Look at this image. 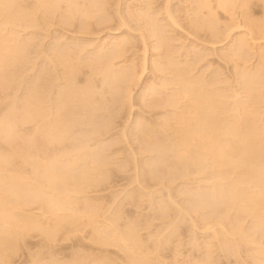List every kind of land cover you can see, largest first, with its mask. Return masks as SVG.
<instances>
[{"label":"rangeland","instance_id":"374dc122","mask_svg":"<svg viewBox=\"0 0 264 264\" xmlns=\"http://www.w3.org/2000/svg\"><path fill=\"white\" fill-rule=\"evenodd\" d=\"M181 76L264 143V0H0V264H264L249 200L264 185L210 153L182 156L194 115ZM46 128L60 141L47 155ZM45 158L66 186L46 187ZM18 197L58 200L64 222L25 231Z\"/></svg>","mask_w":264,"mask_h":264},{"label":"bare ground","instance_id":"6f19581e","mask_svg":"<svg viewBox=\"0 0 264 264\" xmlns=\"http://www.w3.org/2000/svg\"><path fill=\"white\" fill-rule=\"evenodd\" d=\"M17 1V0H16ZM221 2L222 1H226V0H220ZM11 2V1H10ZM14 2V1H13ZM231 3V2H230ZM226 4H228V3H226ZM13 5V4H12ZM222 5H224V4H222ZM157 27V26H156ZM158 32H160V31H158ZM121 46V45H120ZM229 56V55H228ZM234 56V55H233ZM238 57V56H237ZM111 59V58H110ZM114 59V58H113ZM233 59V58H232ZM239 59V58H238ZM243 60V59H242ZM111 61V60H110ZM171 61V60H170ZM113 62V61H112ZM176 63V62H175ZM112 64V66H113V63H111ZM174 64V63H173ZM173 64H171V66L173 65ZM170 66V67H171ZM177 66V64L175 65H173V67H176ZM114 67V66H113ZM178 68H179V66H177ZM176 67V68H177ZM110 68V67H109ZM109 68H108V70H109ZM176 68L174 69V70H176ZM169 70V69H168ZM182 70H184V69H182ZM110 71H111V68H110ZM173 71V70H172ZM178 71V70H177ZM177 71H175L176 72V76L177 77H179V75H180V70H179V72H177ZM107 72V71H106ZM169 72V71H168ZM111 73H113V72H110V74ZM117 73V72H116ZM172 73V72H171ZM114 74V73H113ZM119 74V73H118ZM185 75V74H184ZM174 76V75H173ZM72 77V76H71ZM183 76H181V84H182V89L180 90L181 92H180V94L181 95H183V94H188V95H191V100L190 101H192V103H190V104H188L187 103V105H188V108H189V111H190V114H192V115H194V116H192L193 117V123L192 124H190V125H192V126H190V130H187L186 132L185 131H181V132H185L184 134H182L183 136H181L182 138H179L180 139V142L179 143H181V146L183 145L184 147H182L181 148V152H182V156L183 155H186V154H188V156L190 157V155H194L195 156V162H196V158L197 157H201V156H205V154L206 153H210L211 155H213L212 156V161L213 162H217L218 164H220L221 165V167L223 168L224 167V169L226 170V169H228V168H232V167H236V166H238V165H240L241 167L243 166V168H245L244 170L245 171H242L244 174L245 173H249V175H248V177H251L252 179H250L251 181L252 180H254V181H257V183L259 182V184H261V185H264V143H263V141H261L262 142V144H261V142L260 143H258V144H260V145H258L259 147H257V143H256V138L257 137H255V134L254 133H252L251 132V130H252V125H251V127L249 126L248 128L250 129V130H248V128H245V129H247L246 131L245 130H243V132L241 131V130H239V128H235V126H234V124H232L233 122V120L231 121L232 123H230L229 124V126H228V124L225 126V125H223V124H226V123H224L225 121L224 120H220V119H218L219 117H220V115H221V113H220V115L218 116L217 115V112H218V110H217V107H219L220 108V106H218L217 104H219L220 105V102L219 101H217V98H216V96L214 97V95L216 94V92H215V94H213L212 95V93H210V91L208 92V90H207V87H206V84L205 83H203V81H200L199 79L198 80H193V79H183L182 78ZM73 78V77H72ZM131 78H132V76H131ZM173 78V77H172ZM197 79V78H196ZM175 82V81H174ZM68 83V82H67ZM70 83V82H69ZM73 83V82H72ZM72 83H71V85H72ZM112 84H114V83H112ZM111 84V85H112ZM74 85V84H73ZM115 85V84H114ZM118 86V85H117ZM67 87V86H66ZM71 87H73V86H68V91H66V94L65 95H63V97L64 98H61L62 99V102L61 103H63V106H61V107H66L65 105L66 104H69L70 105V103L69 102H71V103H73L72 101L74 100V98H73V100L71 101V100H69V97L75 92L74 90H75V88H74V90H73V88H71ZM113 88V87H112ZM65 89V88H64ZM77 91V90H76ZM78 92V91H77ZM81 92V91H80ZM79 92V93H80ZM213 92V91H212ZM112 93V92H111ZM217 93H219V92H217ZM74 94H76L77 95V93L75 92ZM73 94V95H74ZM220 94V93H219ZM72 95V96H73ZM75 95V96H76ZM80 95V94H79ZM84 95V94H83ZM82 95V96H83ZM179 95V94H178ZM130 97H131V94H130ZM70 98H72V97H70ZM80 98V97H79ZM189 98V97H188ZM215 98V99H214ZM82 99V98H81ZM182 99V98H181ZM184 99V98H183ZM75 100H76V97H75ZM216 101H217V104H216ZM75 102V101H74ZM79 102H81V101H79ZM82 102H83V99H82ZM86 102V101H85ZM169 102V101H168ZM173 103V102H172ZM60 104V103H59ZM74 104V103H73ZM80 104V105H79ZM77 103V105H79V106H81L82 105V103ZM62 105V104H61ZM76 105V104H75ZM84 105V104H83ZM164 105V104H163ZM167 105V104H166ZM186 105V106H187ZM252 105H254V104H252ZM90 106L91 105H89V107L88 108H90ZM172 106V105H171ZM224 106V105H223ZM74 107H78V106H73L72 107V105H70V107L69 108H67V110H65L67 113H63V115L64 114H66V116L67 115H75V112H76V110H74ZM81 107H83V106H81ZM153 107V106H152ZM151 107V108H152ZM165 107V106H164ZM63 108V109H64ZM171 108V107H170ZM225 108V107H224ZM77 109V108H76ZM85 109V108H84ZM87 109V108H86ZM92 108H90V110H91ZM207 109V110H206ZM79 110V109H78ZM80 110H82L81 108H80ZM101 110V109H100ZM216 110V111H215ZM63 111V110H62ZM205 111H207V112H205ZM209 111H210V113H209ZM214 111V112H213ZM220 111V110H219ZM45 112H47V111H45ZM79 112V111H78ZM81 112V111H80ZM79 112V113H80ZM83 112V111H82ZM81 112V113H82ZM188 112V111H187ZM77 113V112H76ZM211 113H216V114H211ZM85 114H86V112H85ZM206 114H208V115H206ZM82 115H84L83 113H82ZM49 114L48 115H42V118L46 121L47 119L49 120ZM65 115H64V117H66ZM76 116H77V114H76ZM75 116V117H76ZM79 116V115H78ZM74 117V116H73ZM82 117H85V116H82ZM81 117V118H82ZM86 117H88V116H86ZM85 117V118H86ZM70 118V117H69ZM69 118L67 119V120H69ZM84 118V119H85ZM53 119V118H52ZM71 119V118H70ZM77 119H78V117H77ZM83 119V120H84ZM192 119V118H191ZM56 120V119H55ZM78 120H80V117H79V119ZM190 120V119H189ZM191 121V120H190ZM228 121V120H227ZM47 122V121H46ZM51 122V121H50ZM49 122V123H50ZM76 122V121H75ZM81 122V121H80ZM174 122H175V120H174ZM49 123H46V125L47 124H49ZM67 123V122H66ZM65 123V124H66ZM69 123H71V122H69ZM229 123V122H228ZM250 123V122H249ZM169 124H171V123H169ZM168 124V125H169ZM223 125V128H221L222 127V125ZM246 124H248V123H246ZM252 124V123H251ZM45 125V126H46ZM58 125V124H57ZM64 125V124H63ZM83 125V124H82ZM86 125H87V123H86ZM93 125H95V124H93ZM173 125V124H172ZM171 125V126H172ZM238 125V124H237ZM255 125V124H254ZM49 126H51V124H49L48 125V128H49ZM228 126V127H227ZM102 127V126H101ZM192 127V128H191ZM225 127H227V128H225ZM246 127H247V125H246ZM50 128H52V127H50ZM54 128V127H53ZM62 128H64V129H66L65 128V126H63ZM98 128V127H97ZM68 129V128H67ZM98 129H100V128H98ZM97 129V130H98ZM105 129V128H104ZM187 129V128H186ZM185 129V130H186ZM189 129V128H188ZM240 129H241V124H240ZM253 129H254V127H253ZM56 129H48L47 130V128L45 129V131H44V133L43 134H45L44 135V144H42V146L44 145V154L45 155H47L46 154V152L48 151V149L50 150V148L52 147V145H53V147H55L54 146V144L56 145V149L58 148L57 147V145H58V142H60V141H57L56 140V131H55ZM95 130V129H94ZM93 130V131H94ZM51 131H55L56 133H54V132H51ZM57 131H58V127H57ZM253 131V130H252ZM256 131V130H255ZM60 132V131H59ZM63 132V131H62ZM98 132V131H97ZM180 132V131H179ZM64 133H65V131H64ZM84 133V132H83ZM228 133V135L230 136V137H232V140H227V139H224V136L223 135H226ZM60 134V133H59ZM179 134H181V133H179ZM258 134V133H257ZM41 136H42V134H41ZM40 136V137H41ZM221 136H223L222 138V140L220 139L221 138ZM43 137V136H42ZM88 137V136H87ZM226 137V136H225ZM57 138L59 139V137H58V135H57ZM199 138V139H198ZM259 138V137H258ZM85 139H87V138H85ZM195 139V140H194ZM204 139H205V141H204ZM200 140H202L203 141V143L202 142H200ZM261 140V139H260ZM85 141V140H84ZM190 141V142H189ZM197 141H199L198 142V144H195V142H197ZM241 142L242 143V145L241 144H239V143H236V142ZM42 142H43V140H42ZM61 142H62V140H61ZM86 142V141H85ZM257 142H258V139H257ZM149 144H150V142H148ZM188 143H190L189 145H187ZM226 143H228L227 144V146L226 145H224V144H226ZM84 144V143H83ZM153 145H154V147H156L157 149H158V147L160 148V146L162 147V145H160V144H157L156 142H155V144L153 143ZM180 145V144H179ZM240 145V146H239ZM51 146V147H50ZM151 146V145H150ZM222 146H223V148H222ZM186 147V148H185ZM164 148V147H163ZM53 149V148H52ZM162 149V148H161ZM190 149H192V151H189ZM58 150H60V149H58ZM57 150V151H58ZM159 150V149H158ZM165 150V149H164ZM56 151V152H57ZM166 151V150H165ZM42 152V151H41ZM162 153V152H161ZM190 153H192V154H190ZM164 154V153H163ZM181 154V153H180ZM42 155V154H41ZM91 155V154H90ZM42 157V156H41ZM45 157V156H44ZM84 158V157H83ZM162 158V157H161ZM181 158V157H180ZM179 158V159H180ZM201 158H203V157H201ZM50 159V158H49ZM186 159V158H185ZM193 159H194V157H193ZM198 159V158H197ZM43 160L44 159H42L41 161L43 162ZM158 160H160V159H158ZM188 160V159H187ZM46 161V162H45ZM86 161V160H85ZM94 161V160H93ZM95 161H96V159H95ZM157 161V160H156ZM161 161V160H160ZM165 160H163V162H164ZM181 161V160H180ZM189 161V160H188ZM199 161V160H198ZM44 169H42V170H44L45 171V175L44 176H46V182H44L45 184H46V187L48 188V186H50V185H52V184H54V182H58L59 180H60V182H61V180H64L65 181V178L63 179V178H61V176L62 177H64L63 175H60V178L61 179H59V177H57V176H55V177H52L50 174H49V171H51V168L52 167H50V166H52V165H50L49 166V164L51 163H48L49 162V160L47 161L46 160V158H45V160H44ZM183 162V161H182ZM192 162V161H191ZM194 162V161H193ZM192 162V163H193ZM93 163V162H92ZM98 163V162H97ZM198 163V162H197ZM200 163V162H199ZM41 164H43V163H41ZM72 164H76V162L75 161H73L72 162ZM158 164V163H157ZM95 165H97V164H95ZM55 167V166H54ZM216 167V166H215ZM220 167V168H221ZM228 167V168H227ZM239 167V166H238ZM59 168V167H58ZM96 168V167H95ZM98 168V167H97ZM251 170H250V169ZM223 169V170H224ZM233 169V168H232ZM235 169V168H234ZM247 169V170H246ZM52 170H53V168H52ZM75 170V169H74ZM222 170V171H223ZM224 170V171H225ZM54 171V170H53ZM71 171V170H70ZM84 171V170H83ZM87 171V170H86ZM229 171H230V169H229ZM253 171V172H252ZM43 173V172H42ZM55 173V172H54ZM85 173V172H84ZM226 173V172H225ZM73 174V173H72ZM86 174V173H85ZM224 174V173H223ZM68 175H70V174H68ZM81 175H82V172H81ZM246 175V174H245ZM244 175V176H245ZM66 176V175H65ZM82 176H85V175H82ZM222 176H224V175H222ZM241 176V175H240ZM81 177V176H80ZM220 177V176H219ZM243 177V176H242ZM78 178V177H77ZM84 178V177H83ZM239 178V177H238ZM245 178V177H244ZM73 180V179H75V176L73 177V176H70V178H69V180ZM68 180V179H67ZM68 180V181H69ZM70 180V181H71ZM77 179H75V181H76ZM81 180V179H80ZM247 180H248V178H247ZM249 180V181H250ZM44 181V180H43ZM67 181V182H68ZM74 180H73V182H75ZM250 181V182H251ZM81 182V181H80ZM44 183H41V184H44ZM59 183V182H58ZM61 183H64L63 185H65V182H61ZM71 183H72V181H71ZM45 184H44V186H45ZM74 184V183H73ZM251 184V183H250ZM56 185V184H55ZM55 185L54 186H51L52 188L53 187H55ZM58 185V184H57ZM61 185V184H60ZM66 185H67V183H66ZM65 185V186H66ZM72 185V184H71ZM261 185H259V186H261ZM41 186V185H40ZM74 186V185H73ZM80 186V185H79ZM256 186V185H255ZM258 186V185H257ZM77 187H78V185H77ZM76 187V188H77ZM41 188H42V186H41ZM56 188H57V186H56ZM259 188V187H258ZM45 189V188H44ZM55 189V188H54ZM69 189H70V187H69ZM68 189V190H69ZM73 189H75V188H73ZM42 190V189H41ZM52 190V189H51ZM70 190H72V189H70ZM69 190V191H70ZM227 190H229V189H227ZM46 191V190H45ZM47 191H49V190H47ZM46 191V192H47ZM54 191H56V189L54 190ZM57 191H58V188H57ZM262 191H263V189H262ZM261 191V192H262ZM53 192V191H52ZM42 193V192H41ZM43 193H45V192H43ZM49 193V192H48ZM63 193V192H62ZM233 193H236V192H233ZM247 193V192H246ZM250 193V192H249ZM263 194H262V196H261V194H260V196L259 197H250L249 198V200L253 203V205L254 206H256V209H258V208H260L261 209V211L262 212H264V192H262ZM37 194V193H36ZM35 194V195H36ZM58 194V193H57ZM219 194V193H218ZM229 194H231V193H229ZM245 194V193H244ZM40 195V194H39ZM42 195V194H41ZM44 195H46V194H44ZM49 195H52V194H48V196ZM227 195V194H226ZM225 195V196H226ZM239 195V194H238ZM254 195V194H253ZM215 196V195H214ZM217 196V195H216ZM222 196V195H221ZM33 197V196H32ZM41 197V196H40ZM45 197V196H44ZM51 197V196H50ZM49 197V198H50ZM54 197V196H53ZM209 197H211V196H209ZM219 197H220V195H219ZM231 197V199L233 200L234 199V201H236L237 202V197L236 196H230ZM247 197V196H246ZM249 197V196H248ZM247 197V198H248ZM19 199V203H18V205H15L14 207L16 208V209H19L20 210V212H19V210H18V212L19 213H21L22 214V218L24 219L23 221H22V223H26L27 222V224H28V226L26 227L27 228V230H25V231H28V228H30L31 226L32 227H36L37 228V226H39V228L40 229H43L42 227H45V228H47V229H49L50 228V226H51V223L53 222V221H55L56 219H58L59 217H62V218H65L64 216L65 215H60L59 213H58V211H61L62 209H64V208H61L60 207V205H58L57 204V202H58V200H57V202L56 201H54L56 204H53V203H45V199L43 200L42 199V201H43V203L41 202V198H40V202L41 203H39V202H36V199L35 198H38V201H39V197L37 196H35V198H32V199H35V200H29V202L27 203V200H25V198L23 197V199H24V202L26 201V203H21L20 202V199L22 198H20V197H18ZM47 198V197H46ZM217 198V197H216ZM227 198H229V197H227ZM227 198H226V200H227ZM238 198H239V196H238ZM243 198V197H242ZM30 199H31V197H30ZM51 199V198H50ZM49 199V201H51ZM53 199V198H52ZM214 199V198H213ZM223 199V198H222ZM237 199V200H236ZM17 200V201H18ZM56 200V199H55ZM211 201H212V197H211V199H210ZM220 200H221V197H220ZM13 201V200H12ZM15 201H16V199L14 200V203H15ZM52 201V202H53ZM206 201V200H205ZM209 201V200H208ZM219 201V200H218ZM229 201V200H228ZM210 202V201H209ZM222 202V201H221ZM220 202V203H221ZM249 202V201H248ZM9 203V202H8ZM14 203H12V204H14ZM204 203V202H203ZM207 203V202H206ZM243 203H244V201H243ZM242 203V204H243ZM6 204V203H5ZM242 204H241V206H242ZM2 205V204H1ZM233 205V204H232ZM236 205V204H235ZM244 205V204H243ZM251 205V204H250ZM252 205V206H253ZM238 206H240V205H238ZM257 206H258V208H257ZM260 206V207H259ZM14 207H12V209H15ZM3 208H5V207H3ZM7 208V207H6ZM10 208V207H9ZM251 208V207H250ZM2 209V208H1ZM15 209V210H16ZM239 209H241V208H239ZM4 210V209H3ZM6 210V209H5ZM65 210V209H64ZM251 210V209H250ZM63 211V210H62ZM17 212V213H18ZM9 215H11V214H9ZM256 215V214H255ZM261 215V214H260ZM262 215H264V214H262ZM7 217V219L6 220H8V215L6 216ZM10 217V216H9ZM20 216H18V219L20 220V218H19ZM257 217V216H256ZM11 218V217H10ZM9 218V219H10ZM62 218H59V220H57V221H60L59 223L60 224H58L59 226L64 222L63 220L64 219H62ZM264 218H262V220H263ZM5 220V221H6ZM11 221V220H10ZM8 222V223H11V222ZM25 221V222H24ZM62 222V223H61ZM7 223V222H6ZM18 223V222H17ZM20 223V222H19ZM21 223V224H22ZM55 223V222H54ZM262 223H263V225H264V220L262 221ZM3 225V224H2ZM67 225V224H66ZM20 226V225H19ZM22 226V225H21ZM41 226V227H40ZM261 226V225H260ZM15 227V226H14ZM51 228H52V226H51ZM50 228V229H51ZM22 229H25V227L23 226V228ZM50 229L48 230V232L50 231ZM31 230H32V228H31ZM37 230V229H36ZM67 230V229H66ZM69 230H71L70 229V227H69ZM72 230H73V228H72ZM45 231H46V229H45ZM73 231H75V230H73ZM8 232H9V230H8ZM47 232V233H48ZM69 232V231H68ZM10 233V232H9ZM50 233V232H49ZM48 235V234H47ZM8 238L10 237V236H7ZM18 237V236H17ZM19 238V237H18ZM18 238H16V239H18ZM12 238H10V240H11ZM7 240V239H6ZM11 243V242H10ZM9 243V244H10ZM13 245V244H12ZM15 248V247H14ZM7 249V248H6ZM5 249V250H6ZM8 249H9V247H8ZM0 251H1V249H0ZM9 251V250H8ZM7 251V252H8ZM63 251V250H62ZM3 252V251H2ZM1 252V253H2ZM13 252V251H12ZM6 252H3V254H5ZM59 253V252H58ZM62 253V252H61ZM6 254H8V253H6ZM5 256V255H4ZM7 257H8V255H6ZM64 256H66V255H64ZM6 258V257H5ZM62 258V257H61ZM64 258V257H63ZM8 259V258H7ZM145 259V258H144ZM63 260V259H62ZM61 260V261H62ZM7 261V260H6ZM6 261H4V262H6ZM59 261V260H58ZM64 261V260H63ZM142 261V260H141ZM145 262V261H144ZM63 263H65V262H63ZM141 263V262H140ZM61 264V263H60ZM66 264V263H65ZM145 264V263H144Z\"/></svg>","mask_w":264,"mask_h":264}]
</instances>
